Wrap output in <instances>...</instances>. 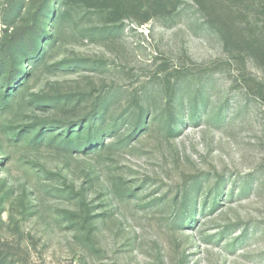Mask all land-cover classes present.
<instances>
[{"label":"rangeland","instance_id":"rangeland-1","mask_svg":"<svg viewBox=\"0 0 264 264\" xmlns=\"http://www.w3.org/2000/svg\"><path fill=\"white\" fill-rule=\"evenodd\" d=\"M3 53L0 264H264V0H0Z\"/></svg>","mask_w":264,"mask_h":264},{"label":"trees","instance_id":"trees-1","mask_svg":"<svg viewBox=\"0 0 264 264\" xmlns=\"http://www.w3.org/2000/svg\"><path fill=\"white\" fill-rule=\"evenodd\" d=\"M29 36L30 35H28L27 36V40L28 41H30L31 42V38H29ZM34 46V44H33V42L31 43V46ZM11 46L12 45H5V46H2L3 48H6V51H9L10 50V48H11ZM18 46H19V48L20 49H22V50H24V48H25V46H24V43H23V41H20V42H18ZM27 50V49H26ZM24 53H25V51H23ZM2 56H3V58H2ZM16 61V59L14 58V55H12V53H10V54H7V53H3V54H1V57H0V68L1 67H3V65H7V64H11L12 62H15ZM21 78H25V76H22ZM9 91V90H8ZM8 96H9V94H8V92H6V93H4V96H3V100L4 101H6L7 100V98H8ZM77 138H79V134H80V129H78L77 130ZM40 134V133H39ZM39 134H38V136H39ZM69 135V134H68ZM64 138H67V136H65ZM64 141H66L65 139H64Z\"/></svg>","mask_w":264,"mask_h":264}]
</instances>
